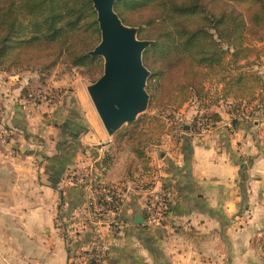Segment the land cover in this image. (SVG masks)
Wrapping results in <instances>:
<instances>
[{
	"label": "crops",
	"instance_id": "obj_1",
	"mask_svg": "<svg viewBox=\"0 0 264 264\" xmlns=\"http://www.w3.org/2000/svg\"><path fill=\"white\" fill-rule=\"evenodd\" d=\"M5 76L0 264H70L96 242L106 246L107 264H264V89L263 104L248 103L235 125L226 106L209 108L220 120L197 133L192 121L199 110L179 109L158 143L145 149L151 151L145 167L123 142L118 176L120 160L101 159L107 148L117 149L118 131L102 145L95 119L89 117L85 128L65 111L58 119L55 105L31 101L28 81ZM81 100L86 104L87 95ZM181 118L186 121L178 125ZM147 164L144 175L131 168ZM84 170L115 187L121 202L100 226L89 215V192L76 181ZM149 183L167 198L160 226L144 222Z\"/></svg>",
	"mask_w": 264,
	"mask_h": 264
},
{
	"label": "trees",
	"instance_id": "obj_2",
	"mask_svg": "<svg viewBox=\"0 0 264 264\" xmlns=\"http://www.w3.org/2000/svg\"><path fill=\"white\" fill-rule=\"evenodd\" d=\"M130 9L136 10L132 17L126 13ZM114 10L123 23L138 25L142 36L153 41L143 52V62L165 47L163 58H150L147 90L152 114L118 131L114 136L117 147L124 142L130 153L142 159L145 149L156 145L166 130L167 122L161 114L170 107L177 110L186 102L202 103L206 97L204 84L213 78L220 86L218 100L227 105L231 124L242 118L248 103L263 104L264 72L260 68L264 59V0H119ZM98 37L90 0H0L3 71L37 67L34 70L43 73L61 64L87 67L90 76L101 59L86 52L97 44ZM172 57L176 59L170 60ZM159 62L166 67L159 69ZM203 107L207 110L211 104ZM206 110L193 118L197 133L220 120L217 113ZM201 119L203 125L198 127ZM95 181L99 185L102 179ZM102 185L119 202L116 189L105 181ZM164 199L167 203L165 195ZM94 248L74 256L70 264H80ZM88 259V264H96Z\"/></svg>",
	"mask_w": 264,
	"mask_h": 264
},
{
	"label": "water",
	"instance_id": "obj_3",
	"mask_svg": "<svg viewBox=\"0 0 264 264\" xmlns=\"http://www.w3.org/2000/svg\"><path fill=\"white\" fill-rule=\"evenodd\" d=\"M100 35L87 56L102 60V74L85 91L108 139L147 111L150 71L142 55L151 42L139 40L137 29L124 25L114 11L119 0H90ZM93 261L92 259L90 260Z\"/></svg>",
	"mask_w": 264,
	"mask_h": 264
},
{
	"label": "rangeland",
	"instance_id": "obj_4",
	"mask_svg": "<svg viewBox=\"0 0 264 264\" xmlns=\"http://www.w3.org/2000/svg\"><path fill=\"white\" fill-rule=\"evenodd\" d=\"M134 11H136V10L130 9L126 13L130 17H132L133 16L132 13H134ZM121 22H122V20H121ZM123 24L128 26V27H134L137 29V34H136L137 39L146 40L142 36L143 33L140 32V27H138V25L125 24V23H123ZM99 40H100V35L98 37L97 44H98ZM147 41H150L151 44L153 42L151 40H147ZM92 49H90L89 51H91ZM89 51H87V52H89ZM164 51H165V47H162L159 51L157 50L156 52H154V55H152L150 58H152V59L154 58L156 60H158V57H160V56L163 58L164 57ZM87 52H86V55H87ZM150 58L148 60H145L143 62V65L150 71V76H151V70L149 69V66H150L149 64L152 60ZM173 59H176V57L170 58V60H173ZM142 61H143V55H142ZM262 61H263V64H262L260 69L262 72H264V59ZM164 62H159L157 64L159 66V69H164L166 67V64ZM151 65H154V63L152 62ZM102 67L103 66H102V60H101L100 66L97 65L95 67H92V69L90 71V73L92 75H90V76H88L87 67L86 68L80 67L81 69L75 68V67L70 68L68 66L61 65V64L56 65L53 68H50L49 70L44 71L43 73L35 71L34 69H37V67H35L32 70H27L24 68H22V69L10 68L9 70L3 71L0 69V75H4V76L7 75V76H5L6 78L9 75H11V76L17 77V79L19 81H25V80L28 81L30 83V86H28V87H29V89H32V92H30V96H32V100H31L32 102L38 103L40 101H43V102H45V104L55 105V107H56L55 111H57L58 119L61 117L62 112L65 111L64 115L66 116V118L70 117L74 121V123L85 128L83 123L84 124L86 123L85 125H87V120L89 117L95 119V121H97V123H100L96 114H95L96 117L94 116V114L93 115L89 114L92 112V109H91L92 105L88 99V96H87L86 104H85V102H83L81 100V98L83 96H85V94H86V91H85L86 86L92 84L102 74ZM85 70H87V71H85ZM6 78H3V79H6ZM152 82L154 83L155 80H153ZM157 82H158V80H157ZM147 84H148V81H147ZM0 85H1V82H0ZM204 89H205L206 97L202 103L194 102V101L186 102L177 110L170 107L166 110V112L161 114L162 119L165 120V122H167V123L175 121L174 118L176 117V112L181 108L184 110H191V109H195L194 111L199 110L196 114L202 115L201 113H203V111L206 110V109H204L203 106H206V104H211V107H209V108H212V109L218 108L220 106H223V107L227 106L222 101L218 100L220 86H218V84L216 83L214 78L205 82ZM146 90H147V87H146ZM147 93L149 95V104H148L147 111L144 114L140 115L137 119H139L143 115L152 114V112L150 111V109L152 108V99H151V95L148 92V90H147ZM60 107H61V109H60V111H58V109ZM184 110H183V113H186V111H184ZM182 117H184V115ZM55 119H56V117H55ZM183 119H182V121H178L179 122L178 125H180V123H184L186 121L185 118H183ZM56 121H58V120H56ZM99 125H101V124H99ZM82 127H80V129L84 131L85 129H82ZM124 127H127V126H124ZM101 129H102V133H103L102 135L105 136L106 134H105L103 128H101ZM121 129H123V127ZM179 130H180V128H179ZM92 135H93V133H92ZM98 135H99V133H98ZM100 135H101V133H100ZM104 136H102L103 138L100 141L102 143V145L106 142V139H108L107 136H106L107 138L106 137L104 138ZM95 137H97V134L95 135ZM124 146L127 147L126 144H124ZM96 147L100 149L101 146H99L98 143H96ZM104 151H105L104 154L102 153V155H103V158H101L102 160L103 159H108V160L111 159L110 161L112 163H115L116 159L120 160L119 163L117 164L118 170L117 171L115 170L116 172L119 173L118 176H120V173H123V157H125L123 155V144H121L115 150H111V149L107 148ZM115 151H116V153H115ZM100 153H101V151H100ZM150 153H151L150 149H147L145 152V156L142 159H139L136 157L137 160H133V161H137L138 165L143 164V166H144V164L147 162V159H148L147 163L149 164L150 157H151V156H149ZM157 154H158V152H155V157ZM116 156H117V158H116ZM146 156H147V158H146ZM103 161L107 162V160H103ZM148 164L146 165V169L141 168L142 166L140 168H135V165H133V167L131 166V168H133L132 170H134V171L137 169L143 171V175H144L145 170H149ZM139 173H137V175L135 176L136 178L141 177V175H139ZM97 177H99V176L97 175ZM117 183L120 187H123V175H122V177H120V180H118ZM118 203H121L120 200Z\"/></svg>",
	"mask_w": 264,
	"mask_h": 264
},
{
	"label": "built area",
	"instance_id": "obj_5",
	"mask_svg": "<svg viewBox=\"0 0 264 264\" xmlns=\"http://www.w3.org/2000/svg\"><path fill=\"white\" fill-rule=\"evenodd\" d=\"M203 122L204 121L201 119L196 125L201 127ZM96 178L97 177L94 175V173L84 170L80 175H78L76 181L77 183L82 184L89 192L86 203L89 210V215L92 223L100 226L105 221V219H107L106 215L108 213L116 215L120 203L113 199V196L108 193V189L106 187H102L103 181H100V184L97 185L95 181ZM148 185L149 186L147 188H144L146 193L144 198V222L147 226H160L167 216L168 205L161 191L156 190L153 187V183H149ZM111 204L115 206L114 209L108 208ZM87 259L89 261L91 259L94 260L96 264H107L106 246L103 243H97L93 250V254H89L85 258L81 259L80 264H88Z\"/></svg>",
	"mask_w": 264,
	"mask_h": 264
}]
</instances>
